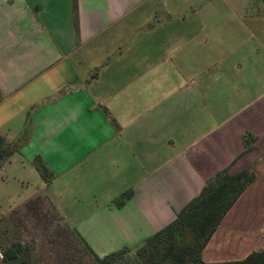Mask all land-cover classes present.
<instances>
[{
  "label": "crops",
  "instance_id": "1",
  "mask_svg": "<svg viewBox=\"0 0 264 264\" xmlns=\"http://www.w3.org/2000/svg\"><path fill=\"white\" fill-rule=\"evenodd\" d=\"M151 1L0 0L9 164L49 179L32 200L80 239L130 249L219 173L251 170L202 253L244 261L264 250V0Z\"/></svg>",
  "mask_w": 264,
  "mask_h": 264
},
{
  "label": "rangeland",
  "instance_id": "2",
  "mask_svg": "<svg viewBox=\"0 0 264 264\" xmlns=\"http://www.w3.org/2000/svg\"><path fill=\"white\" fill-rule=\"evenodd\" d=\"M171 1L152 0L149 4H158L162 12ZM158 19L163 20L161 15L154 17L152 24ZM136 26L138 29L129 33L130 45L149 31L145 25ZM9 160L0 169V255L5 256L4 251L8 249L17 252L19 246L22 252L16 262H6L0 256V264H141L146 244L135 249L105 247L96 233L87 232H82L86 236L82 240L59 221L45 197L44 202L26 210L28 204L36 201L32 198L36 197L38 188L43 184L46 188L49 179L32 176L25 161L9 164ZM124 250L129 252L119 254ZM114 253L117 254L112 255Z\"/></svg>",
  "mask_w": 264,
  "mask_h": 264
},
{
  "label": "trees",
  "instance_id": "3",
  "mask_svg": "<svg viewBox=\"0 0 264 264\" xmlns=\"http://www.w3.org/2000/svg\"><path fill=\"white\" fill-rule=\"evenodd\" d=\"M248 138L249 135L246 137L247 146H249ZM13 153L14 150L10 143L0 137V169L8 162ZM42 176L46 177L43 172ZM254 181L255 174L251 170L237 175H231L229 170L219 173L206 184L202 194L188 205L172 224L145 243L146 247L143 251L145 256L143 255L140 263L207 264L202 258L204 249L226 214ZM35 200L26 206V210L33 204L44 202L42 198ZM59 221L61 222L60 219ZM64 226L68 228L66 225ZM68 229L72 231L70 228ZM21 252V246L18 247L17 252L11 249L5 250L3 258L6 262H16ZM128 252L124 250L119 254ZM221 264H264V250L251 254L244 261Z\"/></svg>",
  "mask_w": 264,
  "mask_h": 264
},
{
  "label": "built area",
  "instance_id": "4",
  "mask_svg": "<svg viewBox=\"0 0 264 264\" xmlns=\"http://www.w3.org/2000/svg\"><path fill=\"white\" fill-rule=\"evenodd\" d=\"M0 256H1V258H3L2 254Z\"/></svg>",
  "mask_w": 264,
  "mask_h": 264
}]
</instances>
